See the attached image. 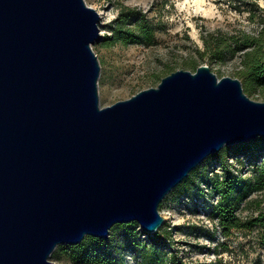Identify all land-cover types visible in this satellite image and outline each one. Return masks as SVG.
Instances as JSON below:
<instances>
[{
  "label": "water",
  "instance_id": "95a60500",
  "mask_svg": "<svg viewBox=\"0 0 264 264\" xmlns=\"http://www.w3.org/2000/svg\"><path fill=\"white\" fill-rule=\"evenodd\" d=\"M86 0H0V264L138 221L209 155L264 137V100L208 63L102 105L105 38Z\"/></svg>",
  "mask_w": 264,
  "mask_h": 264
},
{
  "label": "rangeland",
  "instance_id": "374dc122",
  "mask_svg": "<svg viewBox=\"0 0 264 264\" xmlns=\"http://www.w3.org/2000/svg\"><path fill=\"white\" fill-rule=\"evenodd\" d=\"M86 1L100 11V26L105 37L112 32L110 23L124 6L142 7L158 23V43L154 45L111 42L106 38L93 44L102 63L99 82L102 105L156 86L176 69L195 71L202 63H208L220 77H240L253 98L264 100V86L249 83L244 74L247 53H257L264 58V0H206L208 5L214 6L215 12L210 16L196 12L194 5L189 9L187 0ZM242 32L256 37L258 42L223 59L199 51L206 48L204 36H230ZM211 155L203 165V173H207V165H214L215 161L210 162ZM246 174H255V171L251 167ZM190 184L176 186L160 206L168 226L174 228L182 253L203 264H264V226L235 229L232 235H226L222 228H217L209 207L204 208L187 198ZM263 206L264 187L243 201L239 213L247 219L258 214ZM125 253L124 264H137L138 258L133 252ZM50 258L60 264H75L65 255L62 258L51 255Z\"/></svg>",
  "mask_w": 264,
  "mask_h": 264
},
{
  "label": "trees",
  "instance_id": "16d2710c",
  "mask_svg": "<svg viewBox=\"0 0 264 264\" xmlns=\"http://www.w3.org/2000/svg\"><path fill=\"white\" fill-rule=\"evenodd\" d=\"M110 27L112 32L105 37L108 41L158 43V23L142 7L124 6ZM203 38L206 48L199 51L220 59L258 42L246 32ZM247 54L244 71L247 81L264 86V58L257 53ZM211 157L210 162H215L211 167L207 165V173H203V165L208 158L177 186L191 183L187 198L204 208L209 207L217 228H222L226 235H232L235 229L264 226V206L247 219L239 213L243 201L264 187V137L226 145ZM251 167L255 174H246ZM112 228L109 238L88 235L76 244H59L52 255L58 258L65 255L75 264H124L125 252L131 251L138 258L137 264H203L182 253L174 228L168 226L167 221L155 232L145 230L138 221L118 223ZM262 236L264 239V234Z\"/></svg>",
  "mask_w": 264,
  "mask_h": 264
},
{
  "label": "bare ground",
  "instance_id": "6f19581e",
  "mask_svg": "<svg viewBox=\"0 0 264 264\" xmlns=\"http://www.w3.org/2000/svg\"><path fill=\"white\" fill-rule=\"evenodd\" d=\"M187 1H189V6H188L189 9H191V7L194 5L195 11L196 12L199 11V12L203 13V15L205 14V15L210 16V15L214 14V12H215L213 4L208 5L206 3V0H194V3L191 2L192 0H187Z\"/></svg>",
  "mask_w": 264,
  "mask_h": 264
}]
</instances>
